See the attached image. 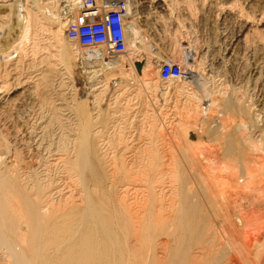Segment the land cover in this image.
Masks as SVG:
<instances>
[{
    "label": "rangeland",
    "instance_id": "obj_1",
    "mask_svg": "<svg viewBox=\"0 0 264 264\" xmlns=\"http://www.w3.org/2000/svg\"><path fill=\"white\" fill-rule=\"evenodd\" d=\"M28 1L0 0L1 174L16 175L22 178L21 183L35 182L34 178L56 181L55 184L62 185L64 196H69L72 189L63 184L65 175L54 164L56 158L62 157L60 146L77 135L83 121L77 106L82 102L88 104L92 142L102 149L100 154L105 156L107 165L116 164L119 170L123 163L144 159L151 150L166 152L170 148L175 164L184 166L181 144L185 143L187 130L199 129H195V122L199 123L203 116L214 118L218 114V120H225L228 131L243 132V139L248 142L256 138L254 126L264 129V0H126L131 8L126 29L127 52L113 59L103 58L101 52L85 54L91 60L102 58L93 65L82 59L83 52L65 40L66 22L60 28L43 20L39 13L29 29L18 28L22 19L17 20V25H10L13 10L30 9ZM38 1L43 10L49 0ZM53 1H57L53 12L59 18L61 8L72 4L71 0ZM10 26L16 28L12 30ZM184 45L192 52V65L186 62ZM62 47L77 65L75 82L65 73L58 57ZM163 59L177 62L186 77L160 81ZM137 62L143 64L140 73L135 68ZM133 72L135 77L131 79ZM90 78L92 92L85 85ZM230 98H234V106H242L241 113L224 109L223 102ZM207 108L212 109L210 114L206 113ZM199 130L204 134L202 128ZM262 148L264 151V145ZM260 160V165L251 168L254 184L248 192L250 201L241 221L236 222L237 227H233L235 220L229 213L230 205L225 203H218L207 223L206 231L216 238L212 253L223 251L222 244L232 232L238 235L229 262L218 260V264H264L263 154ZM117 172L120 175L121 171ZM134 186L146 205L145 183ZM160 233L156 234L152 255L165 262L161 249L170 246L173 238ZM188 247L192 257H201L198 247ZM0 264H7L2 249Z\"/></svg>",
    "mask_w": 264,
    "mask_h": 264
},
{
    "label": "bare ground",
    "instance_id": "obj_2",
    "mask_svg": "<svg viewBox=\"0 0 264 264\" xmlns=\"http://www.w3.org/2000/svg\"><path fill=\"white\" fill-rule=\"evenodd\" d=\"M38 2L29 0L26 4L30 9L26 7L23 11L15 8L8 23L17 25V20L22 19L18 28L29 29L30 24L34 23V17L40 13L43 20L51 21L61 28L69 15L59 18L54 14L53 9L57 6V1H47L43 10L40 9L43 6L39 8ZM73 2L74 0H71V3ZM128 11H131L129 6L126 20H129ZM238 33L237 38H240L242 31ZM82 52V59L92 65L95 61L100 63L102 60H91L85 55L102 53L99 49ZM58 57L65 73L73 79L78 70L73 58L69 57L68 50L62 47ZM82 59L80 61L84 62ZM142 67L143 64L141 69ZM141 69H136L137 73H140ZM134 73L131 79H134ZM138 78L140 77L135 79ZM91 79L85 80L86 90H92L89 87ZM230 99L223 102L224 109L241 113L242 106L237 103L234 106V98ZM207 102H210L209 99ZM87 105L84 102L78 104V116L83 121L79 123L75 138L60 146L62 157L56 158L57 164H54L65 175L63 184L72 189L68 191L67 198L62 193V185L55 184L56 181L44 182L34 178L35 182L31 180L21 183L22 178L16 175L13 177L14 175L0 173V249L7 258V264H218L220 260L229 262L230 252L238 237L237 232H232L231 237L222 244L223 251L212 253L216 238L206 231L207 223L218 203L230 205L229 213L235 220L234 228L237 227L236 222L241 221L246 206L249 205L248 194L252 188L250 186L254 184L251 170L260 165V155H264V129L260 130V126H254L256 138L250 139L249 142L244 141L243 132L237 130L235 133L231 129L228 131L225 120L219 121L221 117L218 118L217 113L214 118L204 117L203 113V119L199 120V123L195 122V129L202 128L204 134L199 133V129L187 130L185 143L181 144L184 166L175 164V154L172 155L170 148L172 152L168 149V152H158L155 149L157 152L151 150L146 154L145 151L143 153L147 156H143L144 159L132 160L129 164L123 163L119 170L116 169V164L107 165L105 156L100 154L102 149L91 140L92 125ZM209 108L206 113L210 111V114L212 109ZM203 138L206 140L203 141ZM139 155L137 153V156ZM117 171H121L120 175ZM141 182L145 183V189L148 191L146 197L144 196L147 198L146 205H143L134 186ZM167 184L170 186L166 187ZM166 188L170 189L165 191ZM220 218L218 217V221ZM204 223L206 225H203ZM159 232L174 239L172 246L161 249L165 253V262H159L152 255L154 240ZM166 242L168 244V241ZM188 245L198 247L201 257H192V250ZM164 247L163 245L162 248Z\"/></svg>",
    "mask_w": 264,
    "mask_h": 264
},
{
    "label": "built area",
    "instance_id": "obj_3",
    "mask_svg": "<svg viewBox=\"0 0 264 264\" xmlns=\"http://www.w3.org/2000/svg\"><path fill=\"white\" fill-rule=\"evenodd\" d=\"M126 0H74L66 3L60 14L67 17L64 38L80 51L101 50L107 59L124 55L126 50ZM71 12V13H68ZM175 61L163 59L159 80L175 81L186 77Z\"/></svg>",
    "mask_w": 264,
    "mask_h": 264
},
{
    "label": "water",
    "instance_id": "obj_4",
    "mask_svg": "<svg viewBox=\"0 0 264 264\" xmlns=\"http://www.w3.org/2000/svg\"><path fill=\"white\" fill-rule=\"evenodd\" d=\"M184 54H185V57H186V62L189 64V65H192L193 63V57H192V52H190L188 50V47L186 45H184ZM136 69L137 71H140L141 69V64L140 63H136Z\"/></svg>",
    "mask_w": 264,
    "mask_h": 264
}]
</instances>
